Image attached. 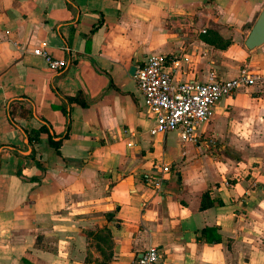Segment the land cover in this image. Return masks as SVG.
I'll return each mask as SVG.
<instances>
[{
  "label": "crops",
  "instance_id": "crops-1",
  "mask_svg": "<svg viewBox=\"0 0 264 264\" xmlns=\"http://www.w3.org/2000/svg\"><path fill=\"white\" fill-rule=\"evenodd\" d=\"M263 7L0 0V264H131L150 246L156 264H264V44L244 46ZM41 46L66 67L50 71ZM151 55L175 82L241 67L259 80L194 141L152 135L130 74ZM42 125L58 151L28 139Z\"/></svg>",
  "mask_w": 264,
  "mask_h": 264
},
{
  "label": "built area",
  "instance_id": "built-area-1",
  "mask_svg": "<svg viewBox=\"0 0 264 264\" xmlns=\"http://www.w3.org/2000/svg\"><path fill=\"white\" fill-rule=\"evenodd\" d=\"M33 54L52 72L67 65L65 60L54 58L42 46L35 48ZM166 60L164 55L149 56L143 65L136 67L134 79L143 105L152 116L149 132L155 135L177 131L183 142L194 141L196 128L212 118L215 107L223 98L259 80L249 68L241 67L230 79H221L210 70L204 81L175 82L166 68ZM162 170L167 171L168 167L163 166ZM158 257L156 247L150 246L131 264H156Z\"/></svg>",
  "mask_w": 264,
  "mask_h": 264
},
{
  "label": "water",
  "instance_id": "water-1",
  "mask_svg": "<svg viewBox=\"0 0 264 264\" xmlns=\"http://www.w3.org/2000/svg\"><path fill=\"white\" fill-rule=\"evenodd\" d=\"M262 44H264V7L244 40V46L248 50L256 48ZM134 72L135 68L132 67L130 69V74H133Z\"/></svg>",
  "mask_w": 264,
  "mask_h": 264
},
{
  "label": "trees",
  "instance_id": "trees-1",
  "mask_svg": "<svg viewBox=\"0 0 264 264\" xmlns=\"http://www.w3.org/2000/svg\"><path fill=\"white\" fill-rule=\"evenodd\" d=\"M67 100L69 103H80L83 106H86L87 104L84 101H79V98L77 97H73V96H68ZM24 112V110H22V113ZM45 133V134H49L48 133V129L45 125H42L40 128L38 129H33L31 130V132L28 134V139L31 140H35L38 141L39 140V136L40 134ZM48 139H49V144L58 151L59 146H60V140L59 141H54L51 135H48ZM210 230H212L211 228H205L203 229V232H210Z\"/></svg>",
  "mask_w": 264,
  "mask_h": 264
},
{
  "label": "rangeland",
  "instance_id": "rangeland-1",
  "mask_svg": "<svg viewBox=\"0 0 264 264\" xmlns=\"http://www.w3.org/2000/svg\"><path fill=\"white\" fill-rule=\"evenodd\" d=\"M253 180V178H251Z\"/></svg>",
  "mask_w": 264,
  "mask_h": 264
}]
</instances>
